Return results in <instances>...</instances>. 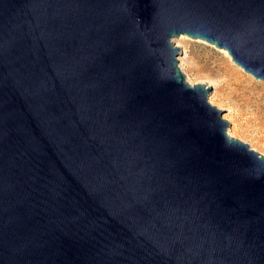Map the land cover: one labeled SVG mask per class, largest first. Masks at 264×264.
<instances>
[{
  "label": "water",
  "instance_id": "1",
  "mask_svg": "<svg viewBox=\"0 0 264 264\" xmlns=\"http://www.w3.org/2000/svg\"><path fill=\"white\" fill-rule=\"evenodd\" d=\"M181 34L264 81V0H0V264H264V156Z\"/></svg>",
  "mask_w": 264,
  "mask_h": 264
},
{
  "label": "rangeland",
  "instance_id": "2",
  "mask_svg": "<svg viewBox=\"0 0 264 264\" xmlns=\"http://www.w3.org/2000/svg\"><path fill=\"white\" fill-rule=\"evenodd\" d=\"M173 44L175 47L180 48L178 64L185 75V80L192 84H198L204 81L202 84H206L207 86L212 88V91L209 93L208 96L209 101L210 98L213 99L215 101V104L213 106L225 110V112H222L224 119H226L227 117L231 118L232 113L230 112V109L232 107L237 108L236 104L234 102L229 103L227 101V96H225L226 94L223 92V90L221 91L219 85L216 82V78L218 76L214 71L217 62L222 61L223 59H226L228 63H232L225 55L223 51L224 49L218 48L215 45H211L202 39H193L185 34H181L179 35V37H175L173 39ZM181 61L182 64H180ZM209 70L212 72V74L210 75L207 74ZM241 73L245 77H248L253 81L255 86L254 89L256 92H259L264 95V81L256 79L249 73L246 74L243 71H241ZM226 121L229 123L227 127V133L229 137L239 139L247 145H250L252 149L264 156L263 143H258L251 136V133H232L231 128L234 125V122L231 120L229 121L227 119Z\"/></svg>",
  "mask_w": 264,
  "mask_h": 264
},
{
  "label": "bare ground",
  "instance_id": "3",
  "mask_svg": "<svg viewBox=\"0 0 264 264\" xmlns=\"http://www.w3.org/2000/svg\"><path fill=\"white\" fill-rule=\"evenodd\" d=\"M223 51L232 63H228L226 59H223L217 62L214 71L218 76L216 82L221 91L223 90L226 94L227 101L229 103L234 102L237 107L231 106V118H226L234 122L231 132L235 134L251 133V136L258 143L264 144V95L255 91L253 81L241 73V71L245 72V70L234 62L232 56L226 50ZM180 64H182V61ZM207 74L210 75L212 72L209 70ZM210 103L214 105L215 101L210 98Z\"/></svg>",
  "mask_w": 264,
  "mask_h": 264
}]
</instances>
